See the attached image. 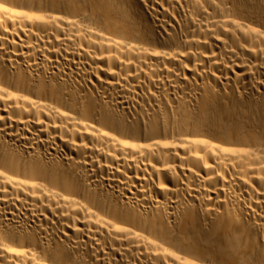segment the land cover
I'll return each instance as SVG.
<instances>
[{"label": "bare ground", "instance_id": "1", "mask_svg": "<svg viewBox=\"0 0 264 264\" xmlns=\"http://www.w3.org/2000/svg\"><path fill=\"white\" fill-rule=\"evenodd\" d=\"M0 5V264H264V0Z\"/></svg>", "mask_w": 264, "mask_h": 264}, {"label": "snow or ice", "instance_id": "2", "mask_svg": "<svg viewBox=\"0 0 264 264\" xmlns=\"http://www.w3.org/2000/svg\"><path fill=\"white\" fill-rule=\"evenodd\" d=\"M0 7H3L2 5H0ZM5 11H7V9H4Z\"/></svg>", "mask_w": 264, "mask_h": 264}]
</instances>
